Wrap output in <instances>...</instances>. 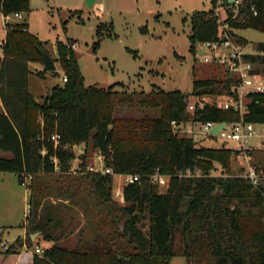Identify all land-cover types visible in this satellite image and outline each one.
Segmentation results:
<instances>
[{
  "label": "trees",
  "instance_id": "obj_1",
  "mask_svg": "<svg viewBox=\"0 0 264 264\" xmlns=\"http://www.w3.org/2000/svg\"><path fill=\"white\" fill-rule=\"evenodd\" d=\"M219 2L227 6L226 22L237 42L249 44L234 29L264 32V0L238 4L213 0L215 7ZM29 4L30 0H0L8 28L0 57V98L6 109L0 113V172L16 173L22 184L27 176L32 177L27 244H34L30 233L37 231H42L45 240L54 241L35 256L33 264H122L120 256L131 264H169L175 256H184L187 264H264V187L231 173V155L238 154L234 147H211L203 139L173 131V121H239L242 116L233 107L220 109L206 103L203 112L189 110L191 95L230 94L234 79L230 75L195 79L191 94L86 86L72 47L76 41L69 38L57 43L56 58L67 81L55 85L40 102L29 89V62H43L39 50L46 48L30 32L29 23L15 16L29 14ZM102 30L100 24L99 37ZM219 32L215 8L196 11L190 51L196 53L199 42L218 40ZM255 48L256 53L245 54V60L264 76V42ZM120 105L160 109L161 113L115 116ZM243 118L264 124V93L251 97ZM54 134L60 135L58 143L52 139ZM90 143L100 151L105 168L115 174L139 175V180L123 186V202L113 198V174L87 170L85 152ZM83 144V175L73 182L86 183L87 192L76 199L78 192L69 186L59 198L72 200V209L81 204L87 220L57 235L45 181L56 173H72L75 153L71 147ZM216 163L227 175H212ZM157 172L169 176L165 191L153 179ZM74 233L77 242L71 241ZM19 242L6 252L14 251Z\"/></svg>",
  "mask_w": 264,
  "mask_h": 264
},
{
  "label": "rangeland",
  "instance_id": "obj_2",
  "mask_svg": "<svg viewBox=\"0 0 264 264\" xmlns=\"http://www.w3.org/2000/svg\"><path fill=\"white\" fill-rule=\"evenodd\" d=\"M29 6L31 10L29 14H24L23 19L29 23L30 32L44 42L46 50L54 59L57 58L58 42L67 41L69 38L76 41L75 50L86 86L98 85L107 89L114 86L113 90L129 92L141 90L148 92L151 89L180 90L191 94L195 79L212 77L224 79L230 75L224 66L204 62V57L198 53L197 48L194 54L190 51L192 15L196 11H209L213 8L217 11L218 7L222 18L226 19L227 6L221 2L215 7L213 0H96L93 6H89L87 0H30ZM100 24H103L101 37L97 34ZM234 31L248 39L249 44L245 47L247 53H256L255 45L264 42L263 31L254 28H238ZM6 35L7 20L0 11V41L5 39ZM96 42L99 44L95 46ZM3 55L4 49L0 45V56ZM55 63V70H45L44 64L41 63L39 65L30 63L32 72L29 75V87L40 102L55 85H64V69L59 60L56 59ZM36 66L42 69L38 70ZM225 94H213L209 98V103L214 105L216 100L225 98ZM197 99L198 97L194 95L189 98L190 103ZM250 100L251 98L245 99L247 103ZM160 113V109L125 105L118 106L114 112L115 116L130 118L155 116ZM193 127L198 130L201 123ZM256 127L263 137L253 140L255 149L252 151L253 160L250 164L262 173L264 124H257ZM199 137L202 138L200 135ZM201 142L218 148L237 145L234 142L226 144L220 139L209 138H203ZM84 145L71 147L75 153L72 173L63 176L56 173L47 177L45 181L50 191V202L47 205L55 217L54 227L57 235L61 234L63 228L83 225L87 220L81 204L72 209L70 208L72 200L59 198L60 192L69 186L72 187V192H78L76 199H82L87 192L86 183L78 180L73 182L83 175L80 163L85 152ZM85 153L88 167L104 168V161L99 159L100 151L94 149L91 143L88 144ZM247 164L238 155L234 153L231 155L232 174L243 176ZM211 173L217 176L227 175L225 169L218 163ZM4 175V178H1L0 173V223L7 219L14 227L8 229V226H5L6 231H2L3 238L10 239L12 233H22L23 229L19 224L22 221V226L27 228V236L30 231L28 185L32 177L27 176L26 183L20 184L14 172H5ZM125 178L124 175H115L113 181V198L121 202L124 200L119 198L118 193ZM258 185L264 187V175L259 179ZM166 189V186L161 187L162 191ZM59 219L62 224L59 223ZM42 239L46 248L54 245V241L45 240L43 236ZM71 239L72 242H77V234H72ZM169 264H187V260L184 256H175Z\"/></svg>",
  "mask_w": 264,
  "mask_h": 264
},
{
  "label": "built area",
  "instance_id": "obj_3",
  "mask_svg": "<svg viewBox=\"0 0 264 264\" xmlns=\"http://www.w3.org/2000/svg\"><path fill=\"white\" fill-rule=\"evenodd\" d=\"M230 1V0H229ZM230 2L241 3L242 0H233ZM218 16L219 23V39L215 41H204L196 44L197 51L200 55L204 57V62L212 64H220L224 66L230 74V77L234 79V85L230 94H225V98L216 100L215 105L220 109H229L231 107L235 108L240 112L242 118L235 122H226L227 125L222 128L217 135L212 132V127L222 122H200V121H190L187 123L173 121V131L178 134H186L193 136L196 140H201L203 138H209L218 140L220 139L223 143L234 142L237 145L234 149L237 151V155L245 160L248 164L244 171V177L252 181L255 186H258L259 179L264 175V171L259 173L258 168L252 166L250 163L253 160L252 151L255 149L253 146V140L257 137H263L260 130L257 129V123L246 121L243 115L247 112V102L246 98H251L253 95L258 93H264V76L255 73L253 65L245 60V45L237 42L230 34V26L220 15V10L215 11ZM15 16L19 19H23V13H16ZM5 44V39L0 42V45ZM73 48H77V44H72ZM67 81V77L63 78V83ZM213 94H207L203 96H197L198 99L194 103L189 104V110L194 111L199 107H204L206 103H209V98ZM201 97V99H200ZM201 123V127L198 130L194 129V125ZM189 126V127H188ZM199 135L202 137L200 138ZM215 137V138H214ZM52 139L58 143L60 139L59 134H54ZM100 160H103V156H99ZM90 170L100 171L103 173L115 174L112 168H95L89 167ZM124 175L126 178L121 183L120 193L118 196L121 200H124L123 196V186L127 183H131L139 180V175L133 174H120ZM153 179L156 183L161 186L168 184L169 176L163 175L159 172L153 175ZM30 213V205L28 209ZM28 215V214H27ZM21 239V242L17 244L19 247L29 248L27 244L26 234L23 236H13L10 239H2L0 241V249L6 250L10 248L12 244H16L17 240ZM35 252L38 254L43 253L44 249L40 246L34 248Z\"/></svg>",
  "mask_w": 264,
  "mask_h": 264
},
{
  "label": "crops",
  "instance_id": "obj_4",
  "mask_svg": "<svg viewBox=\"0 0 264 264\" xmlns=\"http://www.w3.org/2000/svg\"><path fill=\"white\" fill-rule=\"evenodd\" d=\"M4 18L6 20V17L5 16H4ZM23 18H24V15H23ZM7 30H8V28H7ZM3 40L4 39H2L1 41H3ZM0 57H3V56H0ZM32 62L33 63H36L38 65H39V63L43 64V62L31 61V62H29V67H30V63H32ZM36 69L39 70V69H42V68L36 66ZM29 89H30V87H29ZM30 92H31V90H30ZM0 113H6V109L4 107L3 102L1 101V98H0ZM0 173L2 174V177L1 178H4L3 176H5L4 175L5 172H0ZM118 175H120V174H118ZM17 178H18V175H17ZM18 182H19V179H18ZM20 184H22V183H20ZM22 222L19 223L20 224V227H22V229H23L22 233H12V236L11 237H13V236H23V235H25L27 233V228L25 226H22ZM5 226H8V229H9V227H12V226L14 227V224L11 223V222H9V220L7 221V219H5V220L3 219L2 220V222L0 223V235H1L2 239H4L3 238V235H4L3 232L6 231L4 229ZM9 233H11V232H9ZM36 246H40L43 249L46 248L45 247V244L43 243L42 234L38 235L36 237V240H34V244L32 246H29V248H27V249L26 248H23V247H19V246H17V248H15V250L12 251V252H6V250L0 249V264H33L34 263L35 256L38 254L34 250V248Z\"/></svg>",
  "mask_w": 264,
  "mask_h": 264
},
{
  "label": "water",
  "instance_id": "obj_5",
  "mask_svg": "<svg viewBox=\"0 0 264 264\" xmlns=\"http://www.w3.org/2000/svg\"><path fill=\"white\" fill-rule=\"evenodd\" d=\"M95 1L96 0H87V4L89 6H93ZM230 1H233V0H230ZM11 20L12 19H10V21ZM39 52L42 56V60H43L45 70H55L56 69V63H55V59L51 56V54L45 49H40ZM203 110H204L203 107L198 108L199 112H203ZM226 125H227L226 122H222V123H219V124L215 125L214 127H212L211 130L215 135H217L219 133V131L222 128H224ZM40 234H42V231H37V232L31 234V237L33 240H36V237ZM120 260H121L122 264H131V261L128 258L120 256Z\"/></svg>",
  "mask_w": 264,
  "mask_h": 264
}]
</instances>
